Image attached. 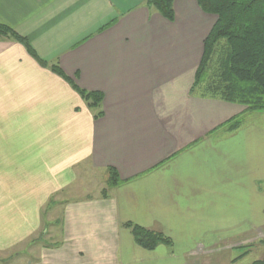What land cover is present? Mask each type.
Listing matches in <instances>:
<instances>
[{
	"label": "crops",
	"instance_id": "0c3cea01",
	"mask_svg": "<svg viewBox=\"0 0 264 264\" xmlns=\"http://www.w3.org/2000/svg\"><path fill=\"white\" fill-rule=\"evenodd\" d=\"M145 2L0 0V25L46 63L0 37V252L52 226L26 264H231L264 228V111L191 92L216 17ZM73 85L102 94L99 117ZM111 170L113 188L63 196ZM127 224L171 245L144 249Z\"/></svg>",
	"mask_w": 264,
	"mask_h": 264
},
{
	"label": "trees",
	"instance_id": "16d2710c",
	"mask_svg": "<svg viewBox=\"0 0 264 264\" xmlns=\"http://www.w3.org/2000/svg\"><path fill=\"white\" fill-rule=\"evenodd\" d=\"M199 8L214 15L216 21L203 41V53L196 69L191 92L202 97L220 99L243 105L251 112L264 111V0H196ZM166 20L173 21V0H146ZM0 37L13 39L27 49L38 63H46L36 56L28 40L12 29L0 25ZM52 70L61 74L57 67ZM87 108L100 116L102 94L88 92L73 85ZM231 128L238 120L229 123ZM115 171L107 182V188L118 184ZM103 196L105 192L103 191ZM134 241L140 247L152 250L159 244L171 245L162 234L127 224ZM42 234V233H41ZM241 255L239 258H242ZM251 264H264V258Z\"/></svg>",
	"mask_w": 264,
	"mask_h": 264
},
{
	"label": "rangeland",
	"instance_id": "374dc122",
	"mask_svg": "<svg viewBox=\"0 0 264 264\" xmlns=\"http://www.w3.org/2000/svg\"><path fill=\"white\" fill-rule=\"evenodd\" d=\"M242 120V118H241ZM240 120V121H241ZM253 120V118H252ZM251 120V121H252ZM254 125L258 127L264 126V117L259 118L257 117L256 120H254ZM96 182L93 183L91 175L86 172L83 175V180L82 182H78L79 187L77 190H74L72 194L67 192V194L63 195L66 198L70 197H77V196H82L86 195L89 193H92L95 191V188L97 187V184L103 185V187H106V183L100 180H95ZM60 200L59 197L57 198H52L49 203L46 205V209H50L51 207L54 206L55 203H57ZM262 227V226H261ZM54 230V231H53ZM55 230L52 226H44L42 229L40 235H38L35 240H30L28 243L26 242L25 245L21 246V248H17L8 252H0V264H26L28 260H30L31 256L29 255L30 251H32V247L45 244L49 242V235L52 234L53 236L56 235ZM52 232V233H51ZM251 236V241L248 242L247 246H235V249L229 254L231 259V264H251L253 261L264 258V228L258 230H252L250 233ZM35 245V246H34ZM242 258H239L241 255H243ZM227 256V255H225ZM224 256V257H225ZM219 258V257H218ZM216 259V258H215Z\"/></svg>",
	"mask_w": 264,
	"mask_h": 264
}]
</instances>
